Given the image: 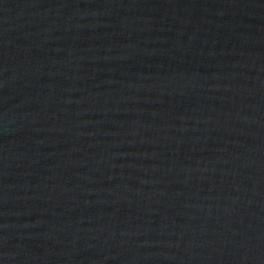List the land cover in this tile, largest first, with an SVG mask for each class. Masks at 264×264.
<instances>
[{
	"label": "water",
	"instance_id": "1",
	"mask_svg": "<svg viewBox=\"0 0 264 264\" xmlns=\"http://www.w3.org/2000/svg\"><path fill=\"white\" fill-rule=\"evenodd\" d=\"M0 264H264V0H0Z\"/></svg>",
	"mask_w": 264,
	"mask_h": 264
}]
</instances>
